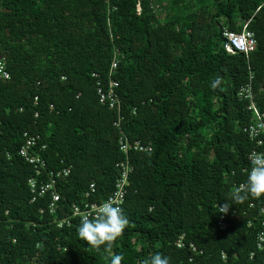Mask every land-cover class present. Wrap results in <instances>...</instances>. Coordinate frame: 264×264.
<instances>
[{"label": "trees", "instance_id": "obj_1", "mask_svg": "<svg viewBox=\"0 0 264 264\" xmlns=\"http://www.w3.org/2000/svg\"><path fill=\"white\" fill-rule=\"evenodd\" d=\"M247 22L255 50L226 52L223 30ZM114 51L120 114L99 102L92 76L108 84ZM0 56L10 76L0 79V264H109L112 255L147 264L156 253L170 264H264V197L229 195L245 189L256 147L238 98L250 74L264 112V0H0ZM25 133L45 145L39 178L19 155ZM122 135L150 150L123 153ZM126 160L130 223L106 254L78 237L80 219L61 221L91 183L103 202ZM68 166L53 215L50 195L32 201L29 181Z\"/></svg>", "mask_w": 264, "mask_h": 264}, {"label": "built area", "instance_id": "obj_2", "mask_svg": "<svg viewBox=\"0 0 264 264\" xmlns=\"http://www.w3.org/2000/svg\"><path fill=\"white\" fill-rule=\"evenodd\" d=\"M136 10L140 11V6H136ZM248 23H245L240 32L233 31L225 28L222 35L225 39L224 49L230 54L243 53L246 57L252 53L257 45V40L254 32L248 29ZM118 54L114 51V55L111 61L110 69L108 72V84H104L100 80L98 73H94L92 76L97 79L96 91L99 98V102L106 105L110 109H114L120 114L121 111V101L117 93V88L119 83L113 78L115 70L118 67ZM9 73L6 70L5 57L0 56V79H9ZM252 74L249 76V82L242 86L238 91V98L242 101H247V109L251 113L252 120L248 127L245 129L248 137L251 141L255 143V148L248 154L247 161L251 167L250 157L255 155H264V112H262L257 106L254 95L253 87L251 84ZM99 79V80H98ZM122 117L114 123V126L119 127ZM24 142L19 149V155L29 164H31L35 169V177L39 178L43 176L46 171V163L44 159L40 156V151L45 149V145H39L40 137L38 135H31L25 133L23 135ZM120 150L127 154L129 150L133 149L135 151H149L150 148L141 144L140 141H130L125 135H122L119 139ZM116 169L119 178L115 184L114 190L111 191L107 198L99 203L94 200L97 196V189L95 183H91L88 189L84 192L82 198L70 206L71 215L68 218H64L61 222L70 223V219H80L89 213H95L98 207L105 202H111L114 206H119L123 204L126 195V186L128 185L129 174L131 172V166L126 160L125 162H118L116 164ZM71 166L63 167L56 172L50 171L46 175L45 180H39L33 178L29 181L31 194L33 195L32 201L37 197H43L45 195H50V203L48 210L51 214L56 215L59 209L60 194L58 193L57 181L58 179L66 178L70 175ZM46 174V173H45ZM244 185H241L239 189H243ZM259 227L256 230V248L258 250H264V220H258ZM255 222L249 220L247 223L248 228H252ZM61 226V224H60ZM221 229H225L226 224L224 222H219ZM182 237L177 241L176 245L178 248L184 247V242ZM189 248L192 251H196V247L193 243L189 244ZM225 253H222V257L225 258ZM254 253L250 255V259H253Z\"/></svg>", "mask_w": 264, "mask_h": 264}, {"label": "clouds", "instance_id": "obj_3", "mask_svg": "<svg viewBox=\"0 0 264 264\" xmlns=\"http://www.w3.org/2000/svg\"><path fill=\"white\" fill-rule=\"evenodd\" d=\"M219 81L212 83L215 89ZM251 167L247 174L246 187L231 192L230 199L234 204L245 202L249 197L260 199L264 197V155L250 157ZM229 203L219 208L220 212L227 213ZM129 219L122 207L114 206L111 202L102 203L95 213H89L81 218L76 232L80 239L96 251L110 253L115 242L129 226ZM122 255L110 256L109 264H121ZM147 264H170V259L160 253L150 258Z\"/></svg>", "mask_w": 264, "mask_h": 264}]
</instances>
